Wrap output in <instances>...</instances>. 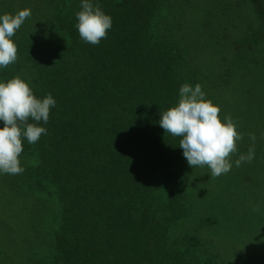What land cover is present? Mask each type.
Returning a JSON list of instances; mask_svg holds the SVG:
<instances>
[{
	"label": "trees",
	"instance_id": "16d2710c",
	"mask_svg": "<svg viewBox=\"0 0 264 264\" xmlns=\"http://www.w3.org/2000/svg\"><path fill=\"white\" fill-rule=\"evenodd\" d=\"M250 1L264 26V3ZM54 2L46 34L13 36L18 59L0 68V82L18 76L56 101L46 124L28 121L47 134L24 139L19 157L27 188L47 200L42 264H212L208 242L175 229L190 191L180 138L159 125L180 87L196 85L185 23L170 11L176 1L91 0L112 19L98 45L76 28L82 0Z\"/></svg>",
	"mask_w": 264,
	"mask_h": 264
},
{
	"label": "rangeland",
	"instance_id": "374dc122",
	"mask_svg": "<svg viewBox=\"0 0 264 264\" xmlns=\"http://www.w3.org/2000/svg\"><path fill=\"white\" fill-rule=\"evenodd\" d=\"M50 1L0 0V8L12 6L7 14L31 10L14 35L16 40L22 33L46 34L57 10ZM174 1L170 11L175 18L180 14L185 23L187 63L196 71L195 83L202 86L205 99L221 109V121L231 117L243 134L231 157V170L219 177H212L207 166L190 167L182 153L179 167L190 191L189 210L175 229L208 242L212 264H264L263 23L250 0H192L188 11L182 9H187V0ZM231 10L233 16H227ZM250 133L256 136L254 159L236 167L235 161L253 144ZM21 166H26L23 161ZM27 186L25 171L0 174V264L43 262L49 241L44 231L47 200Z\"/></svg>",
	"mask_w": 264,
	"mask_h": 264
},
{
	"label": "clouds",
	"instance_id": "9594fccd",
	"mask_svg": "<svg viewBox=\"0 0 264 264\" xmlns=\"http://www.w3.org/2000/svg\"><path fill=\"white\" fill-rule=\"evenodd\" d=\"M82 10L76 15L80 38L91 45H98L107 37L112 27V19L106 15L99 4L91 0H82ZM31 16L30 9L19 10L16 14L0 16V68H7L18 59V49L12 37ZM67 45V44H66ZM56 106L51 94L37 98L32 88L20 77L0 82V174L18 175L25 169L19 157L24 148L23 141L35 144L47 129L34 122L47 123L50 109ZM221 109L205 99L202 86L193 88L183 84L179 89L176 106L166 110L159 120L165 133L179 137V147L188 165L207 166L212 177L227 174L232 168L231 157L237 153V144L243 134L237 130V123L231 117L220 118ZM253 141L247 154H241L235 161L236 167L243 162H251L255 153V134H249ZM257 211V208H253Z\"/></svg>",
	"mask_w": 264,
	"mask_h": 264
}]
</instances>
